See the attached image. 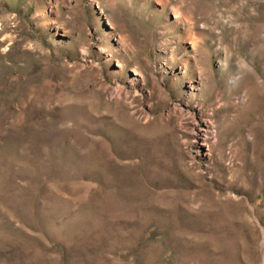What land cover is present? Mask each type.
I'll return each mask as SVG.
<instances>
[{
  "label": "rangeland",
  "instance_id": "rangeland-1",
  "mask_svg": "<svg viewBox=\"0 0 264 264\" xmlns=\"http://www.w3.org/2000/svg\"><path fill=\"white\" fill-rule=\"evenodd\" d=\"M0 264H264V0H0Z\"/></svg>",
  "mask_w": 264,
  "mask_h": 264
}]
</instances>
